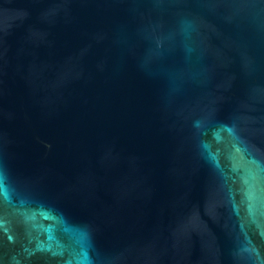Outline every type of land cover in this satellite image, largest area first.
Returning <instances> with one entry per match:
<instances>
[{"label":"water","instance_id":"95a60500","mask_svg":"<svg viewBox=\"0 0 264 264\" xmlns=\"http://www.w3.org/2000/svg\"><path fill=\"white\" fill-rule=\"evenodd\" d=\"M0 264H264V0H0Z\"/></svg>","mask_w":264,"mask_h":264}]
</instances>
